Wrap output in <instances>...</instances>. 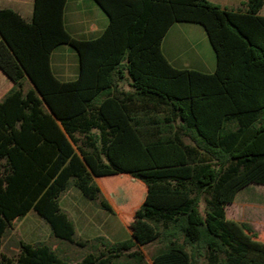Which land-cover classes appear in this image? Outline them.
Masks as SVG:
<instances>
[{"label": "trees", "instance_id": "obj_1", "mask_svg": "<svg viewBox=\"0 0 264 264\" xmlns=\"http://www.w3.org/2000/svg\"><path fill=\"white\" fill-rule=\"evenodd\" d=\"M93 1L108 23L92 40L66 31L67 0H33L29 22L0 9V71L13 83L0 101V264H73L45 243L20 240L13 257L1 252L13 222L31 211L54 238L89 250L75 264H147L132 239H76L59 206L75 188L114 214L98 181L116 175L170 204L133 207L131 228L150 225L145 242L162 245L152 264H264L262 235L225 216L241 189L264 185V0L235 9L207 0ZM175 23L204 29L213 73L165 59L161 43ZM61 45L77 55L72 81L51 70Z\"/></svg>", "mask_w": 264, "mask_h": 264}, {"label": "rangeland", "instance_id": "obj_2", "mask_svg": "<svg viewBox=\"0 0 264 264\" xmlns=\"http://www.w3.org/2000/svg\"><path fill=\"white\" fill-rule=\"evenodd\" d=\"M62 49L67 50L63 55L67 59L72 57L76 64L77 55L75 51L68 45H61L55 53L59 54ZM98 182L104 197L112 206L114 214L94 207L83 197L85 204L83 208H80L81 211L76 204L73 206L74 201L70 199L71 193H62L59 199L60 208L67 213L74 223L76 239L83 238L93 241L99 238L104 244L132 239L136 244V248L133 250L138 249L142 253L145 263L152 264V256L162 245L156 241L145 242L147 238L145 239L144 236H148L153 230L150 225L133 223L134 228H131L130 224L134 222L132 220L135 212L133 207L137 205L136 203L140 204L145 201L149 205L164 208L170 205L169 202L167 200L156 201L147 197L146 187L128 175L104 177L100 178ZM144 188L145 192H143ZM74 190L79 193L77 189ZM259 204L264 206V185L251 184L236 194L231 205L225 206L226 219L249 223L253 229H256V234L260 237L262 233L258 226L263 222L264 212L259 210ZM12 227L5 236L2 246V251L10 257H13L17 252V243L20 240L30 244L45 243L56 249L59 257L73 264L80 262L82 256L89 252L88 249H81L76 245L54 238L48 224L33 211L14 221ZM138 235L142 236L143 239H139Z\"/></svg>", "mask_w": 264, "mask_h": 264}, {"label": "crops", "instance_id": "obj_3", "mask_svg": "<svg viewBox=\"0 0 264 264\" xmlns=\"http://www.w3.org/2000/svg\"><path fill=\"white\" fill-rule=\"evenodd\" d=\"M207 1L221 8L235 9L245 0ZM0 9H11L29 22L32 17L33 0H0ZM259 15L264 17V3ZM107 23V17L93 0H67L64 11V26L71 36L80 40L95 39L102 33ZM55 51L50 58L52 73L61 81L74 80L78 75V59L75 64L72 57L67 59L63 55L67 50L62 49L59 54H56ZM161 51L165 59L174 68L190 69L205 74H211L215 71V54L204 29L200 25L192 23L173 24L161 43ZM12 87L13 83L0 71V101ZM125 88L127 89V87ZM74 189L71 188L66 193H71L70 199L74 201L73 206L76 204L81 210L80 208H83L85 202H83L81 194ZM258 208L264 212V206L259 204ZM258 228L264 240V218ZM254 230L256 232L255 228ZM1 252L7 255L2 249Z\"/></svg>", "mask_w": 264, "mask_h": 264}]
</instances>
